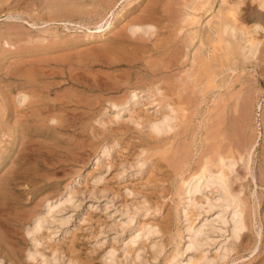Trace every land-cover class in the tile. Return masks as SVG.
<instances>
[{
  "label": "rangeland",
  "instance_id": "1",
  "mask_svg": "<svg viewBox=\"0 0 264 264\" xmlns=\"http://www.w3.org/2000/svg\"><path fill=\"white\" fill-rule=\"evenodd\" d=\"M14 1L0 0V264H264V33L255 50L235 30L229 68L210 60L203 90L211 50L199 40L229 19L220 0L192 24L198 0ZM129 22L155 26L131 34ZM177 24L196 41L166 69L150 48ZM176 75L193 92L155 132L150 121L171 112L164 79ZM220 150L233 156L225 181ZM11 165L14 177L3 173Z\"/></svg>",
  "mask_w": 264,
  "mask_h": 264
},
{
  "label": "bare ground",
  "instance_id": "2",
  "mask_svg": "<svg viewBox=\"0 0 264 264\" xmlns=\"http://www.w3.org/2000/svg\"><path fill=\"white\" fill-rule=\"evenodd\" d=\"M18 1V0H16ZM14 1V2H16ZM45 1V0H44ZM150 1V0H148ZM155 1V0H154ZM168 1V0H166ZM199 2H196L192 7L191 13H188L186 18L184 19V21H186L188 24H192L195 22H198V17L197 14L195 13L196 11L201 10L202 8H206V10L211 7L212 3L214 0H198ZM104 4L106 7H111L114 6L116 3H118V0H103ZM21 3V2H20ZM4 4V3H2ZM102 4V3H101ZM21 5V4H20ZM73 5V4H72ZM90 5V4H89ZM168 5V4H166ZM220 6L221 9H225V14L226 16L229 15V19L228 18H219L218 22L219 24L217 25V27L213 28L214 31V35L210 36V35H206L203 37L202 40H199V44L200 46H204L205 44L208 45L210 47V54L208 55V57H206V59L208 58L209 62H205L203 63L201 66L202 68V73L197 72L198 75L203 74L205 76V80L203 82V90H206L208 88H210L212 86V82L213 78L212 75L214 74L212 71V68L210 67V60H216L218 61V65L220 67H225V68H229L228 67V63L227 61L229 60V55L231 53L232 50V46L238 47L235 42H233L232 40L229 41V37L230 36H234L236 34H234L235 30H240L242 33L245 34L246 36V41L248 42L250 47H254L255 46V50H256V44L260 42L261 38L263 37V33H264V24H263V18H262V11H261V6L260 3L257 2V0H220ZM73 7V6H72ZM136 7V6H135ZM141 7V6H140ZM5 8V7H4ZM22 8V7H21ZM77 8V7H75ZM83 8V7H82ZM94 8V7H93ZM92 8V9H93ZM174 8V7H173ZM57 9V8H56ZM55 9V10H56ZM95 9V8H94ZM151 9V8H150ZM162 9V7H161ZM168 9V8H167ZM33 10V9H32ZM173 10V9H172ZM13 11V10H12ZM110 11V10H109ZM140 11H144V10H140ZM146 11V10H145ZM39 12V11H38ZM58 13H69L71 12V9H69L67 6L65 7H59L57 9ZM93 12V11H92ZM160 12V10H159ZM34 13V11H33ZM45 13V12H44ZM168 13V12H166ZM199 14V13H198ZM264 14V13H263ZM107 15V14H106ZM171 15V14H170ZM6 16V15H5ZM97 17V16H96ZM55 18V17H54ZM98 18V17H97ZM149 18V17H148ZM203 18V17H202ZM22 20V19H21ZM102 20V19H101ZM163 20V19H162ZM49 21V20H48ZM46 21V22H48ZM152 21V20H151ZM174 21V20H173ZM29 22V21H28ZM63 22V21H62ZM69 22V21H68ZM10 23V22H9ZM30 23V22H29ZM125 23V22H124ZM28 24V23H27ZM154 24V21H153ZM153 24L151 23H142V24H136L134 22H129L127 23V25L125 27H127L129 29V32L131 34L135 33L137 30H142L144 33H149L153 27ZM162 24V23H161ZM171 24V23H169ZM178 25V24H177ZM207 25V24H206ZM33 26V25H32ZM120 26V25H119ZM160 26V25H159ZM165 26V25H164ZM179 26V25H178ZM213 26V25H212ZM34 27V26H33ZM173 27V26H172ZM254 27L255 28V32H251L250 28ZM18 28V27H17ZM20 28V27H19ZM116 28V27H115ZM158 28V26H157ZM8 29V28H7ZM109 29V25L106 26V28L104 30H108ZM160 29V28H158ZM19 30V29H18ZM21 30V29H20ZM49 30V29H48ZM177 31L174 34L173 38L168 39L166 42H161V43H157V44H153L154 46H152L150 48L151 50V56H154V58H160V57H165L166 58V64H165V68L169 69L171 68V66L175 65L177 66V63L179 60H181L182 58V53L180 52L181 50L186 51L188 48H190L191 46H194L195 41H196V31H190L186 34V36L183 37V35H179L180 32L182 31V26L177 27L176 29ZM160 33V32H159ZM6 34H9V30L7 31ZM37 34V33H36ZM58 34V33H57ZM105 34V33H104ZM151 34V33H150ZM243 34V35H244ZM38 35V34H37ZM141 36V35H139ZM167 36V35H166ZM228 36V38H227ZM137 37H138V33H137ZM237 37V36H236ZM21 40V38H20ZM145 40V39H144ZM163 40V39H162ZM15 41V40H14ZM40 41V40H39ZM38 41V42H39ZM155 41V40H154ZM3 43L5 46H9V43L7 40L4 39V36L2 35V33L0 32V43ZM37 42V41H36ZM53 42V41H51ZM34 43V41H33ZM36 45V44H35ZM205 45V46H206ZM24 47V46H23ZM56 48V47H55ZM144 48V47H143ZM66 49V48H65ZM81 49V48H80ZM263 50V49H262ZM196 52V51H195ZM255 52V51H254ZM259 52H261V50L259 49ZM37 53V52H35ZM142 54V52H141ZM176 54V55H175ZM186 54V53H184ZM259 54V53H258ZM15 55V54H14ZM40 55V54H39ZM43 55V54H42ZM144 55V54H143ZM94 56V55H93ZM91 56V57H93ZM187 56V55H185ZM32 57V56H31ZM199 57V56H198ZM27 58V57H26ZM84 58V57H83ZM95 58V57H94ZM99 58V57H98ZM175 59V61H173ZM103 60V59H102ZM161 60V59H159ZM162 61V60H161ZM148 64V63H147ZM78 65V64H77ZM150 65V64H149ZM73 66V65H72ZM200 68V69H201ZM122 71V70H121ZM115 73V72H114ZM113 74V73H112ZM173 74V73H172ZM76 75V74H75ZM170 75V73H169ZM172 76V75H171ZM25 77V76H24ZM151 77V76H150ZM192 77V76H190ZM194 77H196V72L194 73ZM105 78V77H104ZM188 78V77H187ZM108 79V78H107ZM101 80V79H100ZM163 80V79H162ZM164 83H163V88H164V94L168 97L167 99V105L168 108L171 109V112L169 113H162L159 117L155 118L154 120L150 121L149 127L151 130L155 131V132H168L172 127V120H173V114L172 112H177L178 107H173L170 103H175L176 101V105L179 103V100L181 98V95L184 94L183 92L185 90H189V92H193V84L189 83V84H185L184 80L181 79L180 76H175L173 79L169 77H167L166 79H164ZM56 82V81H55ZM227 82V81H226ZM26 83V82H25ZM50 83V82H49ZM114 83V82H113ZM120 83V82H119ZM192 84V85H191ZM105 87V86H104ZM103 87V88H104ZM106 88V87H105ZM156 88V87H155ZM189 88V89H188ZM25 89V88H24ZM137 90V89H136ZM20 91V90H19ZM186 91V92H187ZM128 92V91H127ZM18 93V92H17ZM62 95V94H61ZM145 95V94H144ZM131 96H134V92H131ZM172 96V97H171ZM61 97V96H60ZM170 97V98H169ZM192 97V96H191ZM197 97V96H196ZM174 98V99H172ZM23 99V98H22ZM32 99V98H31ZM128 99V97H127ZM248 99V98H247ZM252 99V98H251ZM124 100V99H123ZM173 100V102H172ZM29 101V100H28ZM111 101V99H110ZM113 101V100H112ZM111 101V102H112ZM182 101V100H181ZM180 101V102H181ZM245 101V100H244ZM121 102V101H120ZM9 103V102H8ZM113 103V102H112ZM11 104V103H9ZM30 104V103H29ZM114 104V103H113ZM241 104V103H240ZM122 105V104H121ZM174 105V104H173ZM13 106V105H12ZM24 106V105H23ZM40 106V105H39ZM47 106V105H46ZM244 107V106H243ZM242 107V108H243ZM247 107V106H246ZM71 108V107H70ZM245 108V107H244ZM243 108V109H244ZM29 109V108H28ZM180 109V108H179ZM246 109V108H245ZM26 110V109H25ZM247 110V109H246ZM84 111V110H83ZM113 111V110H112ZM32 112V111H31ZM56 112V111H55ZM180 112V111H179ZM47 113V112H46ZM53 113V112H52ZM86 113V112H85ZM178 114V113H176ZM55 115V114H54ZM244 115V114H243ZM246 115V114H245ZM56 116V115H55ZM242 117V116H241ZM50 120V119H49ZM244 120V119H243ZM184 121V120H183ZM186 121V120H185ZM246 121V120H245ZM32 124V123H31ZM33 125V124H32ZM35 125V124H34ZM236 128V127H235ZM225 130V129H223ZM238 132H236L237 134ZM180 134V133H179ZM242 135V134H241ZM240 135V136H241ZM209 136V135H208ZM207 136V137H208ZM238 136V135H237ZM216 137V136H215ZM251 138V137H250ZM206 139V138H205ZM183 140V139H182ZM236 140H238V138H236ZM229 141V140H228ZM25 142V141H24ZM240 142V141H239ZM172 143V142H171ZM176 143V142H175ZM230 143V142H229ZM32 145V144H31ZM176 145V144H175ZM210 145V144H209ZM225 145V144H224ZM236 145H238L237 141H236ZM240 145V143H239ZM254 144L251 145V148L253 147ZM264 145V144H263ZM214 146V145H213ZM216 146V145H215ZM235 146V145H234ZM241 146V145H240ZM35 147V146H34ZM169 147V146H168ZM224 147V146H223ZM226 147V146H225ZM172 148V147H171ZM207 148V147H206ZM211 148V147H210ZM209 148V149H210ZM214 149V147H212ZM237 149H239V147H236ZM167 149V148H166ZM205 149V148H204ZM203 149V150H204ZM208 149V148H207ZM212 149V150H213ZM218 149V148H217ZM176 150V148H175ZM182 151V150H181ZM206 151V150H205ZM204 151V152H205ZM208 151V150H207ZM240 151V150H238ZM243 151V150H242ZM12 153V157L14 155V160L13 163L16 166L17 164V160L20 157V153L18 151V149H15ZM27 152V151H26ZM174 152V151H173ZM172 152V153H173ZM46 153V152H45ZM24 154V153H23ZM216 160L219 164V172H220V176L218 177V179L220 181H225V172L221 171L222 166L229 161L230 159H232V155L229 154L228 151L226 150H220V152H218L216 154ZM179 156V155H178ZM209 157V156H208ZM215 157V156H214ZM180 158V157H179ZM238 158H241V154L238 155ZM182 159V158H181ZM179 159V160H181ZM208 159V158H207ZM215 159V158H214ZM209 160H213L211 158V155L209 157L208 160H206L204 162V164L201 166V170H200V174L203 175L205 174V172H208L209 170V164L210 161ZM165 161V160H164ZM196 161V160H195ZM249 161V160H247ZM176 162V161H175ZM194 163V162H193ZM198 164V163H197ZM14 165L9 166V168H6L5 171L3 172L4 175L7 174H12V176L14 177V175L17 174V169ZM199 165V164H198ZM5 167V163L1 165L0 167V171L2 170V168ZM174 167V166H173ZM218 167V166H217ZM12 168H15L14 170H12ZM215 168V167H214ZM227 168V167H226ZM197 170V168H196ZM231 171V170H230ZM261 175V174H259ZM262 176V175H261ZM16 177V176H15ZM202 176H196L193 175L189 181L187 182V187L185 188L187 193H192L193 191L196 190L197 186L199 187V182H200V178ZM49 179V178H48ZM209 177L204 176V181L208 182ZM181 189V188H180ZM12 191V190H11ZM52 191V190H51ZM14 192V191H13ZM221 192V191H220ZM186 193V194H187ZM65 195V194H64ZM68 196V195H67ZM217 200V199H216ZM49 201V200H48ZM62 201V200H60ZM13 204V203H12ZM54 205V204H53ZM52 205V206H53ZM226 210V209H225ZM230 211V210H229ZM48 212V211H47ZM2 213V212H1ZM240 215V214H239ZM250 222V221H249ZM250 225V224H249ZM239 227H244L243 222L241 221L239 224H235L234 228H239ZM34 228V227H33ZM36 229V228H35ZM197 232V231H196ZM254 249V248H253Z\"/></svg>",
  "mask_w": 264,
  "mask_h": 264
}]
</instances>
